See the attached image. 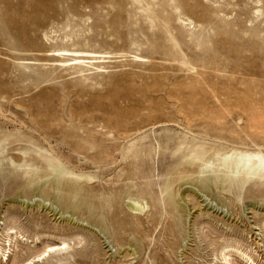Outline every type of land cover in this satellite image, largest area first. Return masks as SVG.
<instances>
[{
	"label": "rangeland",
	"instance_id": "1",
	"mask_svg": "<svg viewBox=\"0 0 264 264\" xmlns=\"http://www.w3.org/2000/svg\"><path fill=\"white\" fill-rule=\"evenodd\" d=\"M195 149L264 157V0H0V264H264V186Z\"/></svg>",
	"mask_w": 264,
	"mask_h": 264
},
{
	"label": "bare ground",
	"instance_id": "2",
	"mask_svg": "<svg viewBox=\"0 0 264 264\" xmlns=\"http://www.w3.org/2000/svg\"><path fill=\"white\" fill-rule=\"evenodd\" d=\"M260 1H257L259 3ZM259 12V11H257ZM61 58H68L65 55H60ZM72 60H75L80 65H82L80 62L87 61V57L79 54H75L74 57H72ZM75 62V63H76ZM77 63V64H78ZM205 144V143H204ZM188 155L189 158L184 162L189 164V168L193 172H225L228 176H226V181L229 185V190L232 188V186H238L239 190L242 189V187L250 182L251 180L255 179L254 184L262 185L264 186V157L260 154H251L247 152L238 151V153H235V151H229L227 153L222 154L221 157H218V153L215 150L208 151L206 149H195L193 151L189 152ZM217 158V159H216ZM215 159V161H214ZM13 162H11L12 164ZM219 180V177L216 178H201L196 180V184L199 186L200 190H210L211 186L215 184V180ZM257 180V182H256ZM51 189L53 196H55V193L59 190V182L58 179L51 181ZM31 181L26 183L25 185L29 186L31 185ZM39 188H42V186H39ZM25 189V188H24ZM241 193L238 191V193H235L236 200H240ZM82 206V205H77ZM127 207L131 212L134 213H143V211L147 208L146 205L139 204L138 202L131 201V203H127ZM49 212H53V209L50 208V206L47 208ZM174 211L178 214L179 209L174 204L173 205ZM89 212L92 214V209H88ZM55 211V210H54ZM262 228L264 231V223L262 224ZM9 229L7 228L5 230L7 239H5L8 243H10L13 238L9 235ZM38 239V238H37ZM66 243L64 240L62 241V248H58L57 250H62L66 247ZM238 246V244H237ZM228 246H220L216 252L215 256L220 257L221 261H223V264H229V255L227 256L225 250ZM54 246L48 247L50 251H53ZM236 252L240 253L241 256H244V253L239 252L237 249H235ZM7 250L3 249L0 246V256L3 258V260L6 261V253ZM43 254V253H42ZM246 257V255H245ZM247 261H249V264H254V262L247 258Z\"/></svg>",
	"mask_w": 264,
	"mask_h": 264
}]
</instances>
